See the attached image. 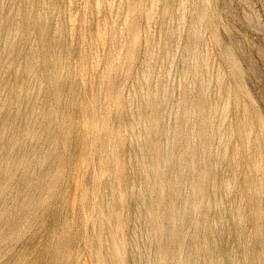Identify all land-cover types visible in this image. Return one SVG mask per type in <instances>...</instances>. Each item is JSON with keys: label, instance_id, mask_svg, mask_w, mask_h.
Instances as JSON below:
<instances>
[{"label": "rangeland", "instance_id": "374dc122", "mask_svg": "<svg viewBox=\"0 0 264 264\" xmlns=\"http://www.w3.org/2000/svg\"><path fill=\"white\" fill-rule=\"evenodd\" d=\"M180 1L0 0V264H108L113 248L122 264L126 251L141 262L153 257L154 243L147 248L140 237L135 243L136 216L148 212L138 195L147 191L144 174L152 170L140 165L144 127H134L132 110L146 108L143 87L172 93L170 104L158 106L164 121L178 117L179 130L171 165L159 176V209L152 213L159 232L165 183L186 148L178 194L186 177L190 202L198 194L189 147L192 133L197 149L204 141L199 103L208 73L215 102L211 155L223 126L229 148L220 175L236 170L237 177L230 197L219 179L204 197L212 219L229 206L243 218V240L232 235L231 242L249 249L250 264H264V0ZM185 95L187 113L178 106ZM196 218L192 213L187 239L200 261L204 239ZM172 254V264L182 261Z\"/></svg>", "mask_w": 264, "mask_h": 264}, {"label": "bare ground", "instance_id": "6f19581e", "mask_svg": "<svg viewBox=\"0 0 264 264\" xmlns=\"http://www.w3.org/2000/svg\"><path fill=\"white\" fill-rule=\"evenodd\" d=\"M186 3L187 0L180 1V5ZM198 3L201 4V0H198ZM113 10H114L113 14L117 18L118 6L114 4ZM181 16L182 19L184 20L185 15L182 14ZM146 17L148 18L149 26L148 23L146 25L150 27L152 30L151 23L154 16H152V14H148V16ZM134 29H133V34L135 33ZM146 51H148L146 61L151 63L153 61V56H152L153 52L150 49ZM185 54H186L185 57L186 64L184 63L185 67L181 73L182 79H184L187 76V62H186L187 49ZM207 68L209 69V66ZM208 74H206V77L202 79V83H203L202 98L199 103L200 110L203 113L202 130H203L204 141L201 147L197 149V145L194 144L197 135L191 132L192 134L190 138H192V143L189 147V151H190L189 153L191 156L190 163L192 164V167L194 168L197 175L198 194L196 196L195 201L190 202L188 195L190 192L189 190L190 185L187 186V184L189 183L187 182V177L183 181L182 192L178 194L179 178L181 175L185 177L186 168H187V163H186L187 148H186V150L181 151L177 155L176 162L172 167L170 176L167 182L166 181H165L166 183L164 182L165 186L168 189V201L166 202V206H163L164 209L160 213L159 232L153 230L152 213L156 212L159 209V202H160L159 186L160 183H162V180L160 181V178L165 175L168 167L171 165L170 163H171L173 148L175 144V137L179 131L178 125H176L178 121V117H176L174 123H170L164 121L158 116V106L162 103L164 104L168 103L172 97V93L164 91L159 95L158 92L152 93L148 87L141 88V90H143L144 98L146 100V106H145L146 108H144L143 111L141 109L132 110V114L134 116L133 125L136 128L141 126L144 127V133L141 135V142L139 143V147H138L140 152L139 156L141 155L139 157V162L140 165L144 167H151L152 171H150V173L146 172V174H144L147 191L143 190L138 195L139 203L148 212L146 214L140 213L136 216V221L139 223L138 226L139 233H137V237L135 238V243L136 245H139L138 237H140L147 248H149L152 245V243H154L155 249H154V256L153 257L149 256L144 262H141L143 260L142 257L144 256V254H141L142 259H139L135 253L129 256L128 252L126 251V253H124L125 255L124 257H126L127 259V264H172L173 261L172 253L174 250L177 253L181 254L183 257L182 261L178 264H250L249 249H247L246 247L239 246V250H238L236 247L233 246L231 242L232 235H236L237 238L239 239V242H242L243 240L242 237L245 229L243 218L242 217L238 218V214H235V211L231 209V206H229L228 208H222V210L217 211L215 219H212L209 214L210 201L205 199L204 197L207 191L208 184L214 183L215 185L216 180L218 179L223 180V183H225V189H226L225 191L228 197H230L232 191L231 183L237 177L236 170H231L227 175H220V167L222 166V162L224 161V159H226L229 148L228 141L223 140V126H220L219 129L217 130V133L221 135V138L217 151H215L214 156L211 155L213 141L216 136V130L214 128L215 124L213 123V116H212V113L214 114L213 108L215 102L211 101L209 95L208 89L211 83V78L209 77ZM103 82L104 79L102 80V84ZM118 82L119 80L116 81L117 84ZM173 98H174V93H173ZM181 105L184 106L185 113H187L186 95L178 102V106ZM143 113L145 114V118L142 119ZM159 131L161 133V141L157 142L156 138L157 135L159 134ZM150 140L153 141L152 144L150 143ZM152 146H153V151H151ZM116 150L118 151V147L116 148ZM151 152H156V154H158L157 155L158 158L156 160L152 157ZM259 153L262 152L260 151ZM254 156L258 157L259 155L255 154L253 155V157ZM255 165L258 172V179H260L259 177L261 176L259 175V173L261 172L259 168L260 163L256 162ZM120 175L122 177H126L127 173L124 167H121ZM210 176L211 178L209 179ZM123 184L125 185V187L128 186L127 183H123ZM112 186L113 183H112V178L110 176L109 179L107 180V187L109 190H111L114 187ZM255 193L257 195L261 194L258 185L256 187ZM178 195H179V199H177ZM125 197L128 198L127 195ZM105 202L108 201L105 200ZM192 213L193 214L195 213L197 215L196 233L198 235V238L204 239L203 247L199 248V250L200 249L202 250V258L200 259V261L197 260L198 250L194 245H191L189 240L187 239V227L191 223L190 216L192 215ZM239 220H241V223L239 222ZM118 236L119 239L117 240V242L123 244L124 238L121 230L118 231ZM107 241L110 242L109 239H107ZM100 242H102L101 244H103L105 241H102V239H100ZM112 242L113 240L111 241V243ZM261 242L264 243V234L261 235ZM111 243H109V245H112ZM117 256H121V254L118 253V255H116V251L113 248L111 251V257H110L111 260L109 261L108 264H122V260H120V258Z\"/></svg>", "mask_w": 264, "mask_h": 264}]
</instances>
